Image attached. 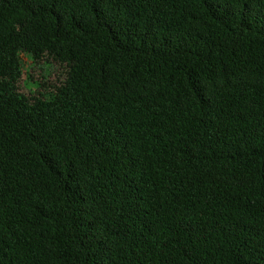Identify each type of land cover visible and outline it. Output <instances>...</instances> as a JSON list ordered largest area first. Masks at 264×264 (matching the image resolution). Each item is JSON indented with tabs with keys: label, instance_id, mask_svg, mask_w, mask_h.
<instances>
[{
	"label": "trees",
	"instance_id": "trees-1",
	"mask_svg": "<svg viewBox=\"0 0 264 264\" xmlns=\"http://www.w3.org/2000/svg\"><path fill=\"white\" fill-rule=\"evenodd\" d=\"M0 264H264V0H0Z\"/></svg>",
	"mask_w": 264,
	"mask_h": 264
},
{
	"label": "rangeland",
	"instance_id": "rangeland-1",
	"mask_svg": "<svg viewBox=\"0 0 264 264\" xmlns=\"http://www.w3.org/2000/svg\"><path fill=\"white\" fill-rule=\"evenodd\" d=\"M20 59H21L23 69L28 70L31 66V60L29 58H27L24 54L20 55ZM23 77H26L25 71H24ZM26 86L32 89V84H30L29 82L26 83Z\"/></svg>",
	"mask_w": 264,
	"mask_h": 264
}]
</instances>
